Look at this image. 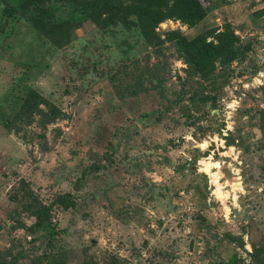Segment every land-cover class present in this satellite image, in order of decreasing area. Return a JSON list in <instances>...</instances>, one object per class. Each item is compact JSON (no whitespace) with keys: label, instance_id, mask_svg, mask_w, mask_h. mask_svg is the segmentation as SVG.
<instances>
[{"label":"rangeland","instance_id":"374dc122","mask_svg":"<svg viewBox=\"0 0 264 264\" xmlns=\"http://www.w3.org/2000/svg\"><path fill=\"white\" fill-rule=\"evenodd\" d=\"M22 1L0 0V262H254L264 242V16L253 12L264 0L203 2L195 25L158 23L156 44L137 26L80 15L88 0ZM226 24L249 47L206 78L167 38L210 41ZM31 92L33 112L20 117ZM47 104L60 111L51 121ZM68 193L65 208L57 199ZM42 206L53 236L29 228L27 210Z\"/></svg>","mask_w":264,"mask_h":264},{"label":"trees","instance_id":"16d2710c","mask_svg":"<svg viewBox=\"0 0 264 264\" xmlns=\"http://www.w3.org/2000/svg\"><path fill=\"white\" fill-rule=\"evenodd\" d=\"M48 1L51 2V0ZM33 2L34 0H29L26 4ZM203 2H208V0H88L81 5L80 15L90 18L97 25L107 24L109 19L110 24L122 23L127 27L137 26L147 41L156 44L158 35L155 28L158 23L166 19H174L188 25H195L207 14L206 5ZM26 4L22 1L16 6L23 10L27 7ZM43 13L42 11L41 14ZM263 16L264 6L254 10L253 17L255 19ZM213 35V39L208 41L206 35L201 34L193 39H188L181 32L170 31L167 33V38L169 41L175 42L180 55L187 64L193 67L195 73L201 78H206L216 70L217 64L227 65L235 59L241 58L249 47V44L245 45L246 48L241 45L239 36L228 24L225 25L223 31ZM34 96L35 93H29L18 110V116L26 115L27 111L28 113L33 112L32 97ZM47 108L48 112L43 114L44 117H47V121L53 120L60 114V111L51 104H47ZM57 201L63 204L65 208L73 203L70 193L60 196ZM48 210L45 206L28 209L29 215L35 218L34 223L29 228L47 230L48 234L53 236L56 232H54L55 228L48 219ZM225 236L243 247L241 236L230 233L225 234ZM252 255L254 262L248 264H264V242L254 246ZM0 264L19 263L13 260L0 262ZM224 264L245 263L237 254H233Z\"/></svg>","mask_w":264,"mask_h":264},{"label":"bare ground","instance_id":"6f19581e","mask_svg":"<svg viewBox=\"0 0 264 264\" xmlns=\"http://www.w3.org/2000/svg\"><path fill=\"white\" fill-rule=\"evenodd\" d=\"M205 171L206 172H209V173H211L210 172V164L207 162L206 163V165H205ZM211 175H212V177L214 178V181H215V183H218V175L217 174H215V173H211ZM217 193H218V195L219 196H221L222 195V193H221V191H220V188L218 187L217 188Z\"/></svg>","mask_w":264,"mask_h":264},{"label":"built area","instance_id":"2783aa9c","mask_svg":"<svg viewBox=\"0 0 264 264\" xmlns=\"http://www.w3.org/2000/svg\"><path fill=\"white\" fill-rule=\"evenodd\" d=\"M126 264H139L138 259L136 257L131 258Z\"/></svg>","mask_w":264,"mask_h":264}]
</instances>
